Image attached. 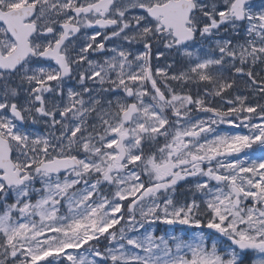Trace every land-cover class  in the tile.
Wrapping results in <instances>:
<instances>
[{
  "label": "snow or ice",
  "instance_id": "6c2138e0",
  "mask_svg": "<svg viewBox=\"0 0 264 264\" xmlns=\"http://www.w3.org/2000/svg\"><path fill=\"white\" fill-rule=\"evenodd\" d=\"M0 264H264V0H0Z\"/></svg>",
  "mask_w": 264,
  "mask_h": 264
},
{
  "label": "rangeland",
  "instance_id": "374dc122",
  "mask_svg": "<svg viewBox=\"0 0 264 264\" xmlns=\"http://www.w3.org/2000/svg\"><path fill=\"white\" fill-rule=\"evenodd\" d=\"M222 127H227V126H222ZM181 227H186V226H177L176 231L179 232L181 230Z\"/></svg>",
  "mask_w": 264,
  "mask_h": 264
}]
</instances>
